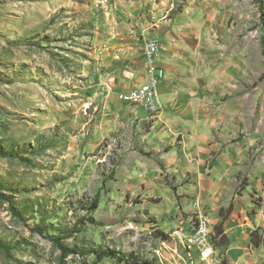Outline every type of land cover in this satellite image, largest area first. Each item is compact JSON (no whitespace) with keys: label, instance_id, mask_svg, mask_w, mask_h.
Wrapping results in <instances>:
<instances>
[{"label":"rangeland","instance_id":"obj_1","mask_svg":"<svg viewBox=\"0 0 264 264\" xmlns=\"http://www.w3.org/2000/svg\"><path fill=\"white\" fill-rule=\"evenodd\" d=\"M177 15L206 23L218 148L169 171L134 113L102 110L97 77L115 35ZM0 192V264H264L250 234L235 260L212 243L229 220L264 240V0H0Z\"/></svg>","mask_w":264,"mask_h":264},{"label":"crops","instance_id":"obj_2","mask_svg":"<svg viewBox=\"0 0 264 264\" xmlns=\"http://www.w3.org/2000/svg\"><path fill=\"white\" fill-rule=\"evenodd\" d=\"M140 23L142 26L131 34L115 35L103 53L104 68L97 77L100 93L104 94L101 109L110 116L134 113L149 127L143 135L144 141L159 154L169 171L179 167L197 168L204 162L203 157L218 148V145L210 148L204 145L213 136V117L207 108L210 100L206 90L213 74L203 66L201 55V34L206 23L200 17L189 23L178 15L158 23L156 28L149 27L146 19ZM152 40L158 41L159 51L154 62L157 68L164 70L163 76L158 69L154 72L149 69L146 45ZM153 75L159 76L157 87L162 106L161 112L154 116L142 106L120 97L121 93L147 83ZM215 182L212 184L217 185ZM231 204L232 218L243 211V204L238 198H233ZM213 220L218 223L221 217L213 215ZM227 222L224 228L230 242L225 256L229 260L239 259L241 248L257 227L251 224L247 232L241 229L232 232Z\"/></svg>","mask_w":264,"mask_h":264},{"label":"built area","instance_id":"obj_3","mask_svg":"<svg viewBox=\"0 0 264 264\" xmlns=\"http://www.w3.org/2000/svg\"><path fill=\"white\" fill-rule=\"evenodd\" d=\"M159 51V45L155 41L147 42V57L150 62V71H155L158 69L159 75H164V70L157 68L158 65L155 64L154 58ZM159 80L158 75H153L150 77L149 81L140 87L134 88L128 92L121 93L120 97L131 104L138 106H143L150 112V115L154 116L161 112V100L158 92L157 83ZM208 225L205 221L200 220L199 224L195 228L193 238L195 241H199L203 244L206 240V235H208Z\"/></svg>","mask_w":264,"mask_h":264},{"label":"trees","instance_id":"obj_4","mask_svg":"<svg viewBox=\"0 0 264 264\" xmlns=\"http://www.w3.org/2000/svg\"><path fill=\"white\" fill-rule=\"evenodd\" d=\"M2 193L0 192V195ZM100 200H101V193L97 192L95 194V196L91 199V203H90V207L88 208L90 212H94L97 210V208L99 207L100 204ZM230 208H232V204L230 206ZM221 216L222 215V209H221ZM226 217H224L223 219H225ZM89 220L93 221V217L89 216L88 217ZM42 233V231H40ZM167 237V236H164ZM251 239L252 242L256 245V246H260L261 244H264V240L259 236V232L258 230H253L251 232ZM53 240L57 243V245L59 246V248L62 251V255L65 257L69 254L72 253H80L76 248H72L67 246L63 241L61 237H55L53 238ZM229 237L227 235V233L224 231V228L222 226V222H220L217 226H216V232L213 234L212 236V243L215 245V247L217 249H219L221 252L225 253L228 245H229ZM102 257L104 256H112V257H116V258H120V256L114 252V251H104L101 254ZM225 261V259H224ZM132 264H140L139 262H132ZM143 264H152V262L150 261H144ZM224 264H226V262H224Z\"/></svg>","mask_w":264,"mask_h":264}]
</instances>
